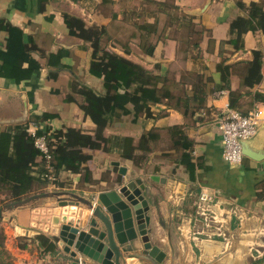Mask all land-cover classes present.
I'll use <instances>...</instances> for the list:
<instances>
[{
	"label": "crops",
	"instance_id": "1",
	"mask_svg": "<svg viewBox=\"0 0 264 264\" xmlns=\"http://www.w3.org/2000/svg\"><path fill=\"white\" fill-rule=\"evenodd\" d=\"M252 3L264 11V0H0V50L7 28H17L40 65L20 84L0 75V131L28 123L47 136L52 151L81 160L78 173L59 172L61 187L42 185L29 195L64 191L95 203L99 194L139 179L146 187L150 241L166 254L165 264H245L253 250L264 252V157H243L240 165L229 166L213 126L214 115L229 109L230 94L239 95L234 111H260L259 131L248 147L264 156V34L244 33L239 50L229 43L231 22L248 17ZM64 15L100 29L106 51L165 79L158 90L167 95L149 106L151 118L131 113L98 127L78 103L65 102L72 81L97 93L104 89L102 79L89 73L90 43L69 34ZM253 52L261 54V80L243 88L240 78ZM49 55H59L65 66L55 80L48 79ZM45 114L54 117L32 121ZM144 135L147 150L139 147ZM184 138L191 144L186 151ZM184 152L194 164L191 172L181 163ZM201 192L213 202H200ZM1 194L0 207L12 202ZM70 210L44 198L5 214L0 264H68L52 239L59 229L55 218Z\"/></svg>",
	"mask_w": 264,
	"mask_h": 264
},
{
	"label": "trees",
	"instance_id": "2",
	"mask_svg": "<svg viewBox=\"0 0 264 264\" xmlns=\"http://www.w3.org/2000/svg\"><path fill=\"white\" fill-rule=\"evenodd\" d=\"M76 1V0H73ZM241 6V5H240ZM243 7V6H241ZM64 22L73 37L90 43L92 47L89 73L103 82V93H97L90 87L79 82L72 81L69 84V93L65 96L66 103H78L79 108L89 117L91 122L98 127H107L115 120L124 115L133 113L135 118L144 114L145 118H151L149 106L162 101L167 94L158 90V84L165 79L153 76L139 65H136L114 53L106 51L100 46V29L86 28L82 21L77 18L64 15ZM248 31H260L264 34V11L262 5L250 4L249 14L246 18H236L230 24L232 39L229 41L235 49L241 48L240 41L244 33ZM8 38L4 51L0 50L2 62L0 75L7 79H13L17 84L29 80L40 65L31 57V50L23 44V33L14 27L7 28ZM26 64V68L22 65ZM49 67L48 79L55 80L58 73L65 70L60 63L59 55H49L47 61ZM241 86L252 88L261 80V54L253 52V60L246 64L241 76ZM239 95L230 94L229 108L233 110L234 102ZM261 98V97H259ZM80 100V102H78ZM264 101V99H260ZM132 107V110L128 109ZM54 116L45 114L42 117H34L32 121L51 119ZM29 124H19L7 127L0 131V194L6 193L12 201L23 199L30 193H36L37 187L50 185L47 179L48 170L40 152L34 146V140L28 134ZM175 133H179L175 129ZM43 135L37 132V136ZM130 145L129 140H125ZM146 136L141 138L139 147L147 150ZM181 147L188 150L190 143L183 139ZM132 150V149H131ZM52 160L49 165L52 168L55 180L53 186L61 187L58 182L60 171L78 173L81 167L74 153L52 151ZM130 158V156H125ZM39 159V161H38ZM181 163L187 171L194 169L189 154H182ZM60 185V186H59ZM39 240L47 251L53 250L54 246L48 239L39 237ZM264 256L251 260L247 264H262Z\"/></svg>",
	"mask_w": 264,
	"mask_h": 264
},
{
	"label": "water",
	"instance_id": "3",
	"mask_svg": "<svg viewBox=\"0 0 264 264\" xmlns=\"http://www.w3.org/2000/svg\"><path fill=\"white\" fill-rule=\"evenodd\" d=\"M249 142H240L243 156L253 160L264 157L250 150ZM120 173L124 175L123 168ZM145 193L146 187L139 179L99 194L95 203L71 192H45L1 206L0 220L36 199H55L60 208L72 209L68 215L55 218L59 229L52 239L68 264H127L128 259L162 264L164 256L149 237V206Z\"/></svg>",
	"mask_w": 264,
	"mask_h": 264
},
{
	"label": "built area",
	"instance_id": "4",
	"mask_svg": "<svg viewBox=\"0 0 264 264\" xmlns=\"http://www.w3.org/2000/svg\"><path fill=\"white\" fill-rule=\"evenodd\" d=\"M213 126L220 134L222 149L221 158L229 166H238L242 163L243 154L241 151L240 142L255 138L260 126V111L256 108L249 113L242 115L232 109H228L222 114L214 115ZM28 134L34 140L35 148L40 152L45 167L48 170L47 179L50 185L53 186V181L56 179L53 175L52 168L49 162L52 160V150L49 147L47 136H37V129L33 126H28ZM200 202L212 203L213 197L205 192L199 195Z\"/></svg>",
	"mask_w": 264,
	"mask_h": 264
},
{
	"label": "rangeland",
	"instance_id": "5",
	"mask_svg": "<svg viewBox=\"0 0 264 264\" xmlns=\"http://www.w3.org/2000/svg\"><path fill=\"white\" fill-rule=\"evenodd\" d=\"M249 113V112H248ZM47 192V191H46ZM42 193H45V192H42ZM1 195L2 194H0V197H1ZM31 195H34V194H31ZM31 195H28V196H31ZM153 244H154V242H153ZM154 247L156 248V247H158V246H156L155 244H154ZM159 248V250H157V251H161V248L160 247H158ZM259 252L257 253L256 251H252V253H250V255L247 257V259H246V263L245 264H247L248 262H250L251 260H255V259H257V257L259 256V255H262L263 256V254H264V252L262 251V250H258ZM161 254H163V253H161ZM163 256H164V260H165V258L167 257L166 256V254H163ZM167 259V258H166ZM164 262V261H163ZM139 263H142V262H139ZM166 263V261L164 262V263H162V264H165ZM144 264V263H143ZM146 264V263H145Z\"/></svg>",
	"mask_w": 264,
	"mask_h": 264
}]
</instances>
